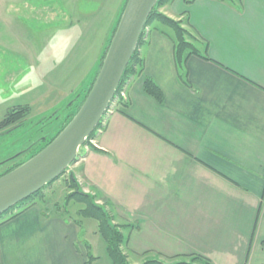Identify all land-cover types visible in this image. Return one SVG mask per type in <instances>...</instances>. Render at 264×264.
<instances>
[{
  "label": "crops",
  "instance_id": "obj_1",
  "mask_svg": "<svg viewBox=\"0 0 264 264\" xmlns=\"http://www.w3.org/2000/svg\"><path fill=\"white\" fill-rule=\"evenodd\" d=\"M160 11L183 20L209 59L190 55L182 79L172 41L146 30L127 105L111 106L70 175L121 226L132 264L192 254L264 264V0H171ZM89 60L91 77L96 55ZM87 76L61 89L70 97ZM47 204L0 224V264H85L87 252L92 264H112L101 237L94 252V221L83 223L86 249L82 227Z\"/></svg>",
  "mask_w": 264,
  "mask_h": 264
},
{
  "label": "rangeland",
  "instance_id": "obj_2",
  "mask_svg": "<svg viewBox=\"0 0 264 264\" xmlns=\"http://www.w3.org/2000/svg\"><path fill=\"white\" fill-rule=\"evenodd\" d=\"M124 3L125 0H0V121L14 105L30 107L22 122L0 129V163L40 143L42 137L55 136L62 128L76 104L87 94L95 75L87 76L88 60L92 61L96 55L98 70ZM85 76L79 90L75 89L70 97L61 89L71 81L70 86L75 82L76 88L79 79ZM4 168L1 164L0 173ZM69 171L70 167L55 182L56 192L44 190L48 206L52 207L65 188L63 182ZM92 224L95 226L96 222ZM81 226L80 242L85 245L89 243V239L85 241L87 227ZM90 238L94 252L99 254L100 236ZM129 260L133 261L131 257Z\"/></svg>",
  "mask_w": 264,
  "mask_h": 264
},
{
  "label": "trees",
  "instance_id": "obj_3",
  "mask_svg": "<svg viewBox=\"0 0 264 264\" xmlns=\"http://www.w3.org/2000/svg\"><path fill=\"white\" fill-rule=\"evenodd\" d=\"M170 1L171 0H158L157 1V3L155 4L154 8L152 9L145 23V27L141 33L137 47L139 43L142 41V39L144 38V34L146 30H149V29L155 30L161 33L162 35L166 36L167 38H169L173 44V57L178 67V71L180 73L179 77L183 79V76H184L183 73H185L183 67L186 62V59L190 55L195 54L207 60L209 58L206 55L205 47H204L203 53L202 54L199 53L202 47L196 45L195 39L193 38L189 29L185 27V22L183 20H175L171 17L166 16L160 11L161 7H163L165 4H167ZM184 1L186 3H190L193 0H184ZM118 19L115 22V26L111 32V36L117 25ZM110 38L105 44V48L99 60V66L105 54L106 48L109 44ZM137 47L122 74L120 83L115 91V95L111 101L110 106H113V104H116V105L118 104L121 107H125L127 105L125 99L121 97L120 93L125 90L126 84L131 77L141 74L144 70L143 59L139 55ZM97 72L98 70L96 69L95 75L93 76V79L90 82V86ZM90 86L88 87L87 92ZM144 88L147 93H149L156 99H160L161 91L151 78L149 77L145 78ZM82 101H79V103L76 104V109L74 110L73 113L69 114L62 128L71 119V117L76 113ZM72 104H74V101L70 103V106H73ZM29 112H30V107L27 104H18V105L12 106L6 112L3 119L0 121V129H7L16 124H19L25 119V117L29 114ZM102 120L98 123L96 129L89 136L85 145H88L89 147L93 148L90 144V140L95 136L97 129H99V127L101 126ZM58 132H56V134ZM53 138L54 136H52L49 139L42 137L39 141L40 143H37V144L34 143L31 146L27 147L25 150L1 162L0 165L1 164L5 165V168L2 170L0 175L14 169L15 167L23 163L25 160H27L28 157L30 158L31 156L35 155L45 145H47V143H49ZM39 145L40 147L38 148ZM25 155H29V156L24 159ZM67 170L64 171L55 180L51 181L50 183L42 187L36 193L32 194L28 198L17 203L13 207H11L9 210L2 213L0 215V224L18 216L23 211H25L27 208L32 206L36 201L37 202L43 201L45 199V195H44L45 193H43L44 190L50 187L59 178H61V176H63V174L66 173ZM63 184L65 185L64 193L62 194L61 199L56 200L54 201V203H52V207L56 210H61V211L63 210L64 214L70 213L71 215H68L66 217L73 218V221L75 222V224L79 226L80 228L82 227L81 225L84 223V221H87V220L95 221L97 233L104 240L106 252L109 258L111 259L112 264H132L128 261L127 256L123 250L124 246L126 245L127 239L123 235L120 229L121 226L114 225L111 222L110 216L106 213V211L101 206L95 203L93 196L89 195L88 193H84L79 189L73 176L69 175V177L63 182ZM71 210L73 212H71ZM85 248L86 249L89 248L87 243L85 244ZM94 259L95 257H93L92 255H90L89 252H87L85 264H92V261ZM138 264H212V263L208 258L202 255L192 254V255H178V256H174V257H171L165 260L148 257L144 261Z\"/></svg>",
  "mask_w": 264,
  "mask_h": 264
},
{
  "label": "water",
  "instance_id": "obj_4",
  "mask_svg": "<svg viewBox=\"0 0 264 264\" xmlns=\"http://www.w3.org/2000/svg\"><path fill=\"white\" fill-rule=\"evenodd\" d=\"M158 0H126L98 72L80 107L40 151L0 175V215L55 180L108 112L122 74Z\"/></svg>",
  "mask_w": 264,
  "mask_h": 264
},
{
  "label": "built area",
  "instance_id": "obj_5",
  "mask_svg": "<svg viewBox=\"0 0 264 264\" xmlns=\"http://www.w3.org/2000/svg\"><path fill=\"white\" fill-rule=\"evenodd\" d=\"M120 95H121L122 98L125 99V92H124V91H122V92L120 93Z\"/></svg>",
  "mask_w": 264,
  "mask_h": 264
}]
</instances>
